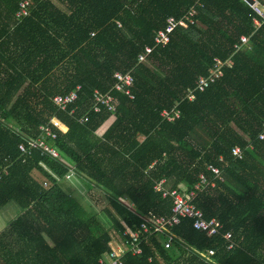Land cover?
Wrapping results in <instances>:
<instances>
[{"label":"trees","instance_id":"obj_1","mask_svg":"<svg viewBox=\"0 0 264 264\" xmlns=\"http://www.w3.org/2000/svg\"><path fill=\"white\" fill-rule=\"evenodd\" d=\"M21 1L0 0V211L21 207L0 233V264H111L114 246H126L125 226L136 230L151 214L172 216L174 201L156 182L191 190L201 173L216 186L196 189L194 205L205 219L216 218L220 231L208 236L183 218L175 237L153 236L142 255L126 254L123 264H211L201 255L209 249L215 264H264V60L255 57L263 55L264 23L255 25L249 0H30V13L19 18ZM193 6L198 23L156 46L155 32ZM145 46L153 47V68L138 63ZM216 59L231 61L224 78L185 98L215 71ZM117 72L135 77L133 99L113 89ZM78 87L76 111H59L53 98ZM96 90L115 96V113L91 111ZM177 103L181 117L164 120L162 111ZM52 118L68 126H54L60 158L35 150L24 162V135L37 137ZM198 129L210 143L196 142ZM211 163L219 176L207 170ZM72 166L70 177L104 193L113 230L76 197L66 177ZM229 232L236 241L230 249Z\"/></svg>","mask_w":264,"mask_h":264},{"label":"built area","instance_id":"obj_2","mask_svg":"<svg viewBox=\"0 0 264 264\" xmlns=\"http://www.w3.org/2000/svg\"><path fill=\"white\" fill-rule=\"evenodd\" d=\"M200 2V0H199ZM249 3L251 7L257 11L258 17H255L254 23L258 27H261L264 23V2L261 0H249ZM20 10L18 12L19 18H24L28 16L30 13V0H22L20 3ZM198 10L197 6H193L184 16L180 19L176 17H170L168 21H166V24L162 29H159L155 32L154 35V43L156 46H165L170 42V39H172V35L179 27H185L188 28L190 24H196L198 23L196 20ZM248 38L242 37V44L246 43ZM242 44L237 45L236 49L239 50L242 46ZM153 52V47L151 46H145L143 49V52H141L138 56V63L139 64H148L151 68L154 67L153 60L151 58ZM226 65H230L228 61L223 62L220 59H216V69L209 77L201 76L199 80L197 81V84L195 88H191L188 90L187 93H185V98L189 100L195 99V94L197 91H204L207 88L212 87L215 83H218L221 81L225 76V68ZM116 82L114 84L113 89L117 92H120L124 95H128L131 99L134 98L131 92V88L133 87L135 83V77L133 76L132 72L122 73L117 72L115 75ZM82 89V87H78L75 90H72L69 93H66L65 95H57L53 98L54 106L62 112H67L73 104L79 101V91ZM178 104L171 110H163L161 113V117L168 121V122H175L181 117V111L178 109ZM91 111L94 112H111L115 113L118 107V101L115 98L114 95H112L110 92L103 93L101 90H96L94 93V96L92 98L91 102ZM76 111V107H72L71 114H73ZM57 120L56 118H52L50 122L43 123L40 126V134L35 136H28L24 135L25 140L20 144V151H21V159L26 162L29 157H32L34 155L35 150H40L43 155L50 156L55 159L60 158V152L57 149L55 145V140L57 139L58 133L54 129V126H56L58 129L62 130L56 123L53 122V120ZM1 121V117H0ZM60 121V120H59ZM80 121L82 123L90 121V114H85L80 118ZM61 122V121H60ZM64 131V130H62ZM260 139L264 140V124L263 129L260 134ZM233 154L238 155L239 157H242L243 154L239 150L238 147L233 149ZM221 160H224V157L220 158ZM155 162H152L150 167L154 165ZM40 164L46 169L48 172H50L53 176H55L57 179H60V177L55 174L44 161H41ZM69 172L66 175L67 178H69L73 174L74 167L69 168ZM207 170H210L216 176H219L221 171V168L217 166L216 164H209L207 166ZM8 170L6 171V173ZM2 177V174H0V179ZM200 181L194 186V189L191 190H183L181 188H169L165 186L166 179L162 178L155 184V190L162 192L163 198H172L174 201V209L173 214L171 217H163V216H156V215H147L142 218V222L140 226L136 230H132L125 226V232L124 236L126 237V246H120L118 248H114L112 252L108 254V261L111 262V264H123L122 258L126 254H132L133 256H140L143 254V243L147 244L149 240L153 236H161V235H168L171 237H175V234L173 233V228L176 227V225H179L183 218H191L194 219V228L197 230H203L207 231L208 236H214L219 231L221 226V223L216 219L212 218L210 220H207L204 218V213L200 209H198L194 205V200L197 196V190H202L206 188L208 184H212L216 186V182H211L205 175V173H201ZM48 183L45 181V185ZM224 238L227 240V247L228 249L233 248L235 246V239L232 232L226 233ZM118 246V245H117ZM203 258L208 261L211 264H215L213 260L214 250L209 249L204 254H201Z\"/></svg>","mask_w":264,"mask_h":264},{"label":"rangeland","instance_id":"obj_3","mask_svg":"<svg viewBox=\"0 0 264 264\" xmlns=\"http://www.w3.org/2000/svg\"><path fill=\"white\" fill-rule=\"evenodd\" d=\"M64 131H67V129ZM193 138L196 140L197 143L206 144L211 142L209 136L205 134L202 129L196 131L193 135ZM36 176L41 180L44 179V175L41 173H36ZM70 179L74 190L76 189V197H78L80 201L91 206L97 212L99 218L102 220V222H104L106 227L108 229L113 230L112 219L107 212V208L108 206H110L108 200H106V198L95 186L92 187L85 181H82V179L78 180L75 177H70ZM79 184H83V186H78ZM100 193L102 196L100 195ZM119 201L124 202L126 204L129 203L128 199L126 198H121ZM131 205V207L133 208V204ZM109 208L111 209V207ZM20 210L21 207L18 204H15V202L10 203L6 208L0 211V223H3L4 221H13V219H15L17 216V212ZM113 235H115L114 232ZM114 247L118 248L119 246L115 245ZM177 248L180 252L181 247L177 245Z\"/></svg>","mask_w":264,"mask_h":264},{"label":"crops","instance_id":"obj_4","mask_svg":"<svg viewBox=\"0 0 264 264\" xmlns=\"http://www.w3.org/2000/svg\"><path fill=\"white\" fill-rule=\"evenodd\" d=\"M250 39L248 38L247 39V41H246V43H244L243 44V46H242V48L244 47V49H247V54H251V55H254L253 54V49L254 48H252L253 47V45L250 43V41H249ZM255 57H257V59L258 58H261L262 60H264V51H263V55H255ZM229 62V64H231V61H228ZM64 124V123H63ZM67 126V125H66ZM67 130H68V126H67ZM198 130H200V129H198ZM198 130H196V131H198ZM65 132V131H64ZM76 179H81V178H79V177H76V176H74ZM83 181V180H82ZM92 187H93V184L91 185ZM98 190H99V188H97ZM100 191V190H99ZM101 192V191H100ZM102 193V192H101ZM101 193H100V195H101ZM102 195L105 197V195H104V193H102ZM101 195V196H102ZM106 198V197H105ZM107 200V199H106ZM109 202V201H108ZM129 202V201H128ZM110 204V203H109ZM126 204V203H125ZM131 204H133V202H129L128 204H126V205H130V207L132 206ZM133 206H134V204H133ZM10 223V221H4L3 223H0V233L1 232H3V231H5V230H7V228L9 227V224Z\"/></svg>","mask_w":264,"mask_h":264},{"label":"clouds","instance_id":"obj_5","mask_svg":"<svg viewBox=\"0 0 264 264\" xmlns=\"http://www.w3.org/2000/svg\"><path fill=\"white\" fill-rule=\"evenodd\" d=\"M78 186H83V184H79ZM128 206V205H127ZM129 209H132V207H130V205L128 206ZM129 228V227H128Z\"/></svg>","mask_w":264,"mask_h":264}]
</instances>
